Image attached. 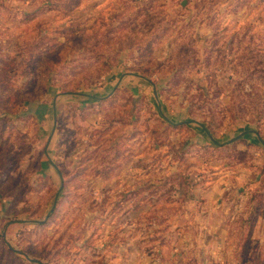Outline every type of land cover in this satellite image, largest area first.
<instances>
[{
	"label": "rangeland",
	"instance_id": "1",
	"mask_svg": "<svg viewBox=\"0 0 264 264\" xmlns=\"http://www.w3.org/2000/svg\"><path fill=\"white\" fill-rule=\"evenodd\" d=\"M261 59L264 0H0V264H264V147L190 151L129 90L57 102L52 144L33 113L120 66L189 110L220 92L225 128L199 122L264 140Z\"/></svg>",
	"mask_w": 264,
	"mask_h": 264
},
{
	"label": "crops",
	"instance_id": "2",
	"mask_svg": "<svg viewBox=\"0 0 264 264\" xmlns=\"http://www.w3.org/2000/svg\"><path fill=\"white\" fill-rule=\"evenodd\" d=\"M166 83L167 80H158V82H156L155 79L143 76L140 73L124 71L122 67L117 66L112 69L110 75L106 77L102 85L98 88H92L89 94L70 97L61 96L60 100L55 101L56 103L52 102L50 105L35 107L33 109L35 112L33 111V113L38 114L39 118L42 120V125L44 124L45 127L43 129L46 131V134H43V136L46 139L48 138L52 144L54 118L57 108H59L57 102L60 101L78 106L89 105L111 95L116 88H125L135 96L145 99L150 104L156 116L167 124L185 125L183 133H186V135H183L182 138L185 140V137H187L185 143L187 147L192 144L201 146L232 144L236 145L239 150H245L247 149V143L255 146L254 148L257 146L259 148L264 147V140L259 137L257 129L246 120H236L226 130L215 134L210 133L206 123L190 118L188 106L184 105L181 107L177 105L181 102L180 100L173 103L171 101H166V99L161 96L160 91L162 88L166 87ZM180 138L181 136L178 137V139ZM42 162L43 160H41V163ZM44 167L52 180L57 183L60 176H56L58 170L54 162L51 161L49 166L44 165Z\"/></svg>",
	"mask_w": 264,
	"mask_h": 264
},
{
	"label": "trees",
	"instance_id": "3",
	"mask_svg": "<svg viewBox=\"0 0 264 264\" xmlns=\"http://www.w3.org/2000/svg\"><path fill=\"white\" fill-rule=\"evenodd\" d=\"M16 54H19L18 51H16ZM19 57H17L16 59H18ZM261 63H264V61L261 59ZM181 74H178V78L180 77ZM262 78H260L259 80H261ZM177 80H180V79H177ZM119 94H124V95H128L130 97V103H131V93L125 89V88H116L115 89V92H114V95L112 96L113 99H107V100H104L103 102L107 103L108 105H117V97L119 96ZM220 92L218 93V95H216L214 97V99L211 101H209V99L206 98H202V97H198V98H195V99H192V102H193V106H191L190 110H189V113L192 117V119L194 120H198V115H200L198 112H201L202 110H206V108L208 109V115L206 118H204V120L206 122H208L209 124V127L212 129V131H218V130H222L225 128V124H226V118H227V110L228 108H223L220 100H219V96H220ZM123 104H126V103H123ZM168 126H171L175 129H180V128H185V125H182V124H179V125H173V124H169ZM251 145V144H249ZM222 146H227L226 145H222ZM190 151H193L194 149L196 148H199V149H206V148H209V149H221L222 147H216V146H201V145H198V144H192L190 147ZM243 154H246V153H243ZM63 175V174H62ZM63 177V176H62ZM50 181V180H49ZM66 180H62V183L64 185V190L67 188V183L65 182ZM52 185H54L55 183L52 181V183H50ZM55 186V185H54ZM53 186V191L54 192H58L56 190V188ZM64 194V192H63ZM62 197H66V195H63ZM62 202H57V206L56 208L52 211V214L50 215V218L49 220L54 217L57 213V208L59 205H61ZM262 215L264 216V202H263V206H262ZM44 223V222H43ZM42 222H37L36 224L39 226V227H44L48 224V222L44 223L43 224ZM0 246H2L3 250L4 251H7L9 253L12 254V251H10V249L7 247V245L4 243L3 239L0 237Z\"/></svg>",
	"mask_w": 264,
	"mask_h": 264
},
{
	"label": "water",
	"instance_id": "4",
	"mask_svg": "<svg viewBox=\"0 0 264 264\" xmlns=\"http://www.w3.org/2000/svg\"><path fill=\"white\" fill-rule=\"evenodd\" d=\"M138 99L135 100V102L137 101Z\"/></svg>",
	"mask_w": 264,
	"mask_h": 264
}]
</instances>
